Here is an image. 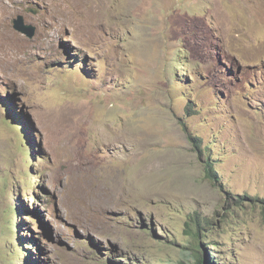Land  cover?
I'll use <instances>...</instances> for the list:
<instances>
[{"label":"rangeland","instance_id":"1","mask_svg":"<svg viewBox=\"0 0 264 264\" xmlns=\"http://www.w3.org/2000/svg\"><path fill=\"white\" fill-rule=\"evenodd\" d=\"M52 1L0 0V264H264V0Z\"/></svg>","mask_w":264,"mask_h":264},{"label":"trees","instance_id":"2","mask_svg":"<svg viewBox=\"0 0 264 264\" xmlns=\"http://www.w3.org/2000/svg\"><path fill=\"white\" fill-rule=\"evenodd\" d=\"M188 111H190V109H187ZM198 150L201 151V146H198ZM210 179L213 181V183H217L218 180H217V176L216 174L213 172V170L211 169L210 167ZM201 238V234L200 232H198L196 234V241H199ZM215 245H213L214 247ZM217 247V246H216ZM198 248H200V246H198ZM199 250V249H198ZM198 250H194V253H193V258L195 259L196 261V264H205V258L202 256V254H199V251ZM208 264H213L212 262H208Z\"/></svg>","mask_w":264,"mask_h":264},{"label":"water","instance_id":"3","mask_svg":"<svg viewBox=\"0 0 264 264\" xmlns=\"http://www.w3.org/2000/svg\"><path fill=\"white\" fill-rule=\"evenodd\" d=\"M15 29L25 35H29L30 37H33L34 33L36 32V29L33 27H27L25 26V20L23 17H19L14 22Z\"/></svg>","mask_w":264,"mask_h":264},{"label":"bare ground","instance_id":"4","mask_svg":"<svg viewBox=\"0 0 264 264\" xmlns=\"http://www.w3.org/2000/svg\"><path fill=\"white\" fill-rule=\"evenodd\" d=\"M52 1V0H51ZM54 1H57V0H53L52 2H54ZM58 4V3H57ZM55 6V5H54ZM55 8V7H54ZM56 9V8H55ZM54 9V10H55ZM66 11V10H65ZM71 15V14H70ZM67 16L69 17V15L67 14ZM70 18H68V20H69ZM59 23V22H58ZM59 26V25H58ZM62 26V25H61ZM91 183V182H90ZM92 184H93V181H92ZM91 187V186H90ZM89 187V188H90ZM94 187V186H93ZM100 189H98V190H96V191H94V192H97L96 194H97V196H99L100 198H102V193H101V191H99ZM99 193V194H98Z\"/></svg>","mask_w":264,"mask_h":264},{"label":"clouds","instance_id":"5","mask_svg":"<svg viewBox=\"0 0 264 264\" xmlns=\"http://www.w3.org/2000/svg\"><path fill=\"white\" fill-rule=\"evenodd\" d=\"M211 167V169H212V166H210ZM210 167H209V170H208V178L210 179ZM213 170V169H212ZM214 172V171H213ZM217 176V175H216ZM218 178V177H217ZM211 180V179H210ZM212 181V180H211Z\"/></svg>","mask_w":264,"mask_h":264}]
</instances>
